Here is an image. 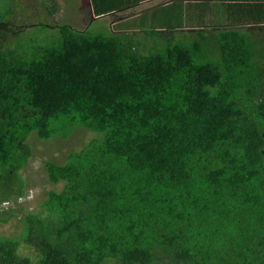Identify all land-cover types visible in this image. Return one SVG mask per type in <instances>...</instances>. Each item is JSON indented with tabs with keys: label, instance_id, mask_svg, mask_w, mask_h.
Here are the masks:
<instances>
[{
	"label": "trees",
	"instance_id": "1",
	"mask_svg": "<svg viewBox=\"0 0 264 264\" xmlns=\"http://www.w3.org/2000/svg\"><path fill=\"white\" fill-rule=\"evenodd\" d=\"M37 5L0 12V203L25 195L33 132L94 136L45 162L63 188L0 237V264H264V45L236 25L158 29L149 45L90 34L91 14L50 24L51 43L13 33L16 16L44 25Z\"/></svg>",
	"mask_w": 264,
	"mask_h": 264
},
{
	"label": "rangeland",
	"instance_id": "2",
	"mask_svg": "<svg viewBox=\"0 0 264 264\" xmlns=\"http://www.w3.org/2000/svg\"><path fill=\"white\" fill-rule=\"evenodd\" d=\"M44 1V9L37 5L35 7L34 13L36 19H45L44 25H36L30 21L31 27L23 35H30V37L35 40V36H39L37 39L43 43H51L56 41L53 39L54 33L57 32V27H52L50 24H65L73 22L79 24L83 27L84 22L81 21L88 17L90 14L89 0H17L15 6L11 4V1L0 0V12L7 10V8L19 7L20 4H25L26 6H34L35 2ZM85 1L87 4L86 12ZM123 0H103L99 3L104 9L112 10L110 15L99 16L88 26V32L90 34H106L111 35L114 29H125L122 24L114 25L111 22L114 17L119 15L121 11V5ZM115 6V7H114ZM52 11V13L49 11ZM79 14L81 20L79 18ZM163 12L159 11L153 15L150 21H146L149 18L136 20L134 24L139 29L140 33L150 35L155 32V27L161 26L162 23L167 22L162 16ZM94 16V14H92ZM112 15V16H111ZM39 21V20H38ZM68 21V22H67ZM35 22V21H34ZM113 25V26H112ZM129 29V28H127ZM22 35V36H23ZM152 41L155 36H151ZM150 38L140 39L142 42H148ZM149 44V43H148ZM150 45V44H149ZM75 130L68 137L55 136L51 139L42 140L39 139L35 132H33L27 143L31 148V156L28 162L24 165L18 174L21 179L25 181L24 192L25 195L19 199H11L9 202L0 203V215L1 219L10 216V212L14 214L10 221L0 225V237L14 239L19 238L25 230L24 217L29 213H41L43 214V207H41L42 202L48 197V191L50 189H55L57 191L62 190L64 183L60 182L54 184L50 182L45 170V162L52 160L54 162L64 164L66 162L67 156L71 151L81 150L89 142V140L94 136V133L83 126H76ZM31 245L21 242L20 253L23 256L30 257L33 261L38 259L35 252V248L30 247Z\"/></svg>",
	"mask_w": 264,
	"mask_h": 264
},
{
	"label": "crops",
	"instance_id": "3",
	"mask_svg": "<svg viewBox=\"0 0 264 264\" xmlns=\"http://www.w3.org/2000/svg\"><path fill=\"white\" fill-rule=\"evenodd\" d=\"M166 1L168 2L165 3ZM82 2L86 8L85 1ZM88 3L93 21L97 16L94 13L92 0H89ZM121 6V8L127 9L126 12L122 16L114 17L115 20L111 23L122 24L125 29L120 30L137 31L132 33L136 39H147L153 36L158 29L170 28L172 31H165L168 35L163 34L164 37H173L177 41H181L179 34L181 28L236 25L250 32L251 44L257 42L264 45V0H123ZM159 11L163 12L161 17L167 22L155 27V32L150 35L140 33L139 29L141 28L137 27L134 22L149 18L146 20L148 22ZM86 12L88 13L87 8ZM120 17L122 18L119 19ZM79 18L81 20L80 14ZM154 36L153 41L152 38L148 41L149 44L163 42L157 34ZM184 40L187 42V39Z\"/></svg>",
	"mask_w": 264,
	"mask_h": 264
},
{
	"label": "flooded vegetation",
	"instance_id": "4",
	"mask_svg": "<svg viewBox=\"0 0 264 264\" xmlns=\"http://www.w3.org/2000/svg\"><path fill=\"white\" fill-rule=\"evenodd\" d=\"M2 1H4V0H2ZM5 1H11V4L13 5V6H15L14 4H15V2L17 1V0H5ZM16 7V6H15ZM4 12V11H3ZM16 18H17V16H16ZM16 18H15V20H14V22H11V25H12V27H14V28H12V31H13V33H16L17 35H18V33H17V28H20V29H22V28H24V27H26V31H25V33L28 31V29L31 27V24L30 23H28V21H29V17L28 16H24V17H22L21 18V22H20V24H18V21L16 20ZM2 34H3V22H0V40L2 39ZM16 34H14V35H16ZM13 35V36H14ZM11 39H12V37L11 36H9Z\"/></svg>",
	"mask_w": 264,
	"mask_h": 264
}]
</instances>
